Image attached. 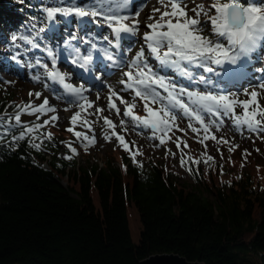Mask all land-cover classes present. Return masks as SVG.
<instances>
[{"label":"trees","instance_id":"trees-1","mask_svg":"<svg viewBox=\"0 0 264 264\" xmlns=\"http://www.w3.org/2000/svg\"><path fill=\"white\" fill-rule=\"evenodd\" d=\"M40 1L0 0V32L10 13L19 20L40 16ZM3 84L0 120L9 133L0 141V264H138L164 252L206 264H264V164L224 177L229 157L205 164L207 155L192 135L176 131L173 137L188 145L185 158L201 160L181 166L188 182L161 159L137 155L134 163L125 151L120 159L74 167L54 154L47 157L60 135L32 133L39 149L28 137L18 146L11 141L21 130L8 123L19 98ZM21 121L30 125L35 119L22 114ZM259 149L264 154V145ZM128 206L139 216L138 242Z\"/></svg>","mask_w":264,"mask_h":264},{"label":"snow or ice","instance_id":"snow-or-ice-1","mask_svg":"<svg viewBox=\"0 0 264 264\" xmlns=\"http://www.w3.org/2000/svg\"><path fill=\"white\" fill-rule=\"evenodd\" d=\"M157 3L159 7L154 6L147 18L148 30L143 32L142 46L131 59L126 61L115 59L108 48H98L97 41H106L110 47L119 49L122 40H129L139 34L138 17L142 9L134 14H125L129 9L130 0H89L88 3H81L80 0H53L51 6L46 5L42 8L48 27L47 29L41 27L38 35L58 27L62 20H67L69 17L76 18L81 25L91 22L110 29L111 39L109 35L88 32L84 37H78L73 32L63 41V49L57 46L54 51L52 47L44 45L46 55L51 61V68L49 64L42 63L39 59L35 61V65H29L42 67L48 80L61 86L70 98H74L79 111L70 117L73 127H70L68 131L74 132L77 124L91 129L92 122L82 116V113L86 114L87 110L93 107V102L84 95L89 89H85L83 85L77 87L69 83L68 80L72 74L62 72L56 67L59 56L66 52L69 63L87 71L94 59L93 53L96 52L103 54L108 61H111V66L124 69L122 78L119 80L122 88L116 90L112 85H108V109L115 110L116 115L119 116L118 101L124 106L123 117L129 118L134 128L150 129V138L159 139L160 145H164L171 139L168 133L173 128H178L177 112L189 120L188 127L193 133L197 135L203 133V138L199 141L201 144L208 139L217 140V137L211 133V126L221 128L224 117H231L237 130L246 128L251 133H264V105L260 103L261 99H264V80L257 82L251 89H243L242 95L245 98L241 99L240 94L220 88L211 78H206L202 74L198 75L194 71V69H203L205 73H212L213 76L225 80L241 72L243 65L241 68L224 66L236 65L242 58L248 57L255 51L261 41H264V0H212L208 5L197 4L193 0L194 6L191 8L185 0H157ZM86 17L89 18L88 21H85ZM98 17L99 19H96ZM77 39L89 46L85 50L86 54H82L80 47L72 43ZM11 40L13 44H16L18 40L24 41L33 49L42 47L35 36L13 35ZM19 55L17 53L12 59L16 60ZM149 58L156 64L153 65ZM169 70L174 72L176 77L187 81V86L181 82V79L168 75ZM221 70L223 76H221ZM32 79L39 81L40 76L35 75ZM92 79L89 77V82ZM199 85L204 86L203 91L200 90ZM45 88H49V84L46 83ZM52 91L55 94V88ZM125 92L131 94L130 100L121 95ZM28 95L39 99L42 93L29 92ZM57 98L60 97L57 96ZM97 98L99 99V94ZM137 98L143 102L144 116L135 113ZM15 108V115L9 118L8 123L11 124L14 121L21 130L18 135L11 136V141L18 146L19 141L28 137L30 146L39 149L41 144L34 142L39 137L31 134L44 125L55 123L59 117L51 115L43 124L33 123L29 126L27 123H22L21 114L55 113L56 108L50 105L47 97H44L38 105L30 99L27 103L16 105ZM237 109L240 111L237 112ZM96 112L101 113L103 109L97 108ZM213 117L216 119H212ZM103 123L111 129V134H105V139L110 141L115 137L119 145L125 151H129L128 142L124 135L115 131L116 125L113 121L104 116ZM125 124L126 121L121 119L120 126L124 132H127ZM197 124L199 127L196 126ZM180 131L184 130L180 129ZM8 133L9 128L5 127L0 132V141H3ZM74 135L77 140L85 142V149L96 143L95 135L89 136L82 132H74ZM47 137L51 139L52 134L48 133ZM260 138L264 139V136ZM181 142L185 147L188 146L186 141L177 138V148L180 147ZM217 142L230 143L223 137H220ZM132 143L135 144L134 141ZM68 147L73 154L76 153L71 143ZM234 147L239 146L230 147L229 151H233ZM139 154L141 153L138 149L136 152H130L134 163ZM247 155L250 153L245 150V159ZM66 158L71 159L72 156ZM213 160L212 156H207L203 163L209 164ZM189 162L200 164L201 160L190 156L186 159L182 154L181 166H188ZM188 170L192 171V168L189 166Z\"/></svg>","mask_w":264,"mask_h":264},{"label":"rangeland","instance_id":"rangeland-1","mask_svg":"<svg viewBox=\"0 0 264 264\" xmlns=\"http://www.w3.org/2000/svg\"><path fill=\"white\" fill-rule=\"evenodd\" d=\"M53 0H41L39 2L38 10L40 12V16H35L33 18H29L27 20H20L17 21L16 16L14 13H11L9 15V18L7 20L8 24H6L5 31L0 32V61L2 58L5 59L6 61H10L9 58L11 59L12 68L11 66L9 67V63L5 62H0V80L3 81V85H7L11 88H14L16 90L17 97L19 98V101L17 102V105L21 103H27L30 99L34 101L37 105L40 104L44 97H47L50 101V105L54 106L56 108L55 113H47V114H34L33 116L37 118L39 116V124H43V122L51 115H56L59 117V119L55 123H49L47 125L53 126L56 130H63L67 131L69 134L72 133V136L74 135V132H82L86 133L89 136L95 135L96 138V143L94 145H89L87 149H85L83 155H76L73 154L68 147V144L71 142V138H63V139H58L55 143L54 150H50L48 152L47 157L50 158L52 154L59 158H63L67 161L70 162V164L74 167L77 166H82V165H89V164H95L96 162H99L102 164V162L108 158L109 156L115 159H120V151L124 150L118 143L115 137H113L110 141L105 139V134H111V129L107 128L106 125L103 123V117L107 116L109 119L113 121V123L116 125L115 131L117 133H120L124 135L125 140L129 144V151L128 154L130 155V150H134V152L139 150L141 154H139L140 159L145 160L148 156H151L153 158L161 159L167 166L173 168L175 171L180 173L182 175V179L189 181L187 175L185 172L182 170V167L180 165L179 161V156L182 153V148L181 146L177 148L176 146V141L174 139H169L164 145H160L159 139H152L151 137V130L150 129H145V128H134L133 124L129 120V123H126L124 127H126L128 130L127 132H124L122 130V127L120 126V120L121 119H127L126 117H123V111H124V106L120 105L119 102L117 101V106L120 108V115H116L115 110H109L107 107V96H108V85H112L116 90H119L122 88V85L119 84V80L122 78V72L124 69L117 67L113 72L107 76H105L101 81L103 86H99V88L95 89L91 93L90 97H87L89 101L93 102V107L98 106V101H97V96H94L96 94H99L101 99L104 102V105L106 106L105 111L98 113V115H93L90 114L89 109L87 110V113L84 114L82 113V116H84L86 119H88L90 122H93L91 129H88L84 127L82 124H77L74 128V132L68 131L70 127H73L70 121V117L76 112L75 110H67L64 109L62 110V107L59 105H54L56 102L55 95L53 93H50L45 91L44 85L42 82V79L40 78V82H37L36 80H33L32 78L29 77V75H23L20 72H17L16 70L13 69L15 68V65H23V63H26V66L33 65L32 60H28L26 62L21 63L20 61L13 60L12 57L19 53L20 55L25 54L27 45H25L24 41H16V44L12 43V36H21V35H29V36H35L37 38V42L41 43V45L45 44L47 41V37L45 32L44 33H39V29L42 27V22H45V14L42 11V8L46 5L51 6ZM81 3H88L89 0H80ZM185 2L188 4L189 8L193 7V0H185ZM195 3H204L205 5H208L205 3L204 0H195ZM144 8L146 7V10L142 8V5H139V8L137 9L140 10V16L138 17L139 20H143V25H140V32L147 31L148 29L146 28V21L148 16L152 13V8L159 7V4L157 3V0H147L144 2ZM191 15V13H189ZM158 15V14H157ZM40 17V18H39ZM87 18V17H86ZM58 19H60L58 17ZM96 19H99L96 18ZM62 23H65L67 26H72L74 28V32L77 29V20L73 17H69L67 20H62ZM95 24V23H94ZM45 28L47 29L48 25L45 22ZM60 26V25H59ZM59 26L56 28H53L52 30H49V33L52 34V32H57L59 29ZM94 33L97 35L103 34V35H109V38L111 39L110 36V29H108L106 26L100 27L97 26L93 29ZM92 32V31H91ZM139 32V33H140ZM48 34V33H47ZM142 34H138L136 38H132L129 40H125L123 43L124 49H126V55L125 59H131L136 53V51L139 50V48L142 46ZM58 37V36H57ZM67 38L69 37L66 36ZM84 37V36H82ZM66 38V39H67ZM58 39V38H57ZM55 39V40H57ZM54 40V39H53ZM101 42L103 41H98L97 45L101 48H106L107 42L104 41L103 44L101 45ZM17 45H19L17 47ZM39 48V49H33L31 46L28 44V48L30 52L35 51V53H39L44 49V47ZM85 45V44H82ZM80 47L81 45H76ZM108 47V46H107ZM109 51H115L114 48L108 47ZM128 49H131V51H128ZM46 54V53H45ZM19 55V56H20ZM146 55H147V50H146ZM39 54H35L34 58L35 60L38 59ZM150 62L155 65L156 62L151 60L149 58ZM14 61H16L14 63ZM35 65V64H34ZM227 65V64H226ZM30 70L29 68L24 66V69ZM64 69H69L67 67H64ZM22 70V71H23ZM43 69L41 68V72H32L31 74L33 76L39 75L41 73L44 74L42 71ZM61 70V69H59ZM257 72H261L260 70H257ZM28 74V73H26ZM264 73H262L263 75ZM168 75L173 76L174 78L178 79L176 77L175 73L170 70L168 72ZM221 76H223V71H221ZM216 78V77H215ZM258 79V82L260 80H264L263 77L256 76ZM181 79V78H180ZM220 79H222L220 77ZM182 80V79H181ZM182 82V81H181ZM183 83V82H182ZM257 82H252L248 87H238L236 89L227 90L230 92H235L240 94V98L244 99L245 97L242 95L243 89L249 88L251 89L252 87L256 86ZM89 87V85L87 86ZM199 88H201L199 86ZM97 90V91H96ZM29 92H41L42 96L39 99H36L35 97H29L28 93ZM121 95L124 96L125 99L130 100L131 99V94L130 93H121ZM54 102V103H53ZM260 103L264 105V99H261ZM239 110L237 109V112ZM135 113L140 116H144L145 113L143 111V102L139 101V98H137V108L135 109ZM143 113V114H141ZM26 114V113H24ZM64 114V116H63ZM177 121L176 124L179 123L180 119L184 121L185 128L191 131V129L188 127L189 120L179 112H177ZM129 119V118H128ZM214 119V118H212ZM223 126L219 129H217L214 125L211 126V133L214 134L217 137V140H205L203 144H201L199 141L200 139L203 138V133L200 135H197L196 133L194 134L196 140L198 141V144L201 146L203 149V153L207 154L208 156H212L216 160L223 161L225 160L224 156L229 157V166L225 165L223 167L225 171L224 177H227L230 175L231 171H238L240 168L243 170L249 169L251 164H264V154L260 151L259 147L260 145L263 144V139L260 138L261 136H264V133H251L249 132L246 128H241L240 130H237L236 126L234 125L232 118L231 117H224L223 118ZM195 124V121H193ZM47 125H44L42 129L44 130V135H47L49 133ZM104 126L106 128V131H101L99 126ZM199 127V125H196ZM175 128L172 129V131ZM170 132L168 133V136ZM171 137V136H170ZM220 137H223L224 139L228 140L230 143L228 144H220L217 141L219 140ZM75 139L77 142H79L81 145H84V141L82 140H77L76 136ZM135 142L133 144L132 142ZM205 145H207V148H205ZM235 145H238L239 147H234L233 151H229L230 147H233ZM197 146V145H196ZM245 150H247V153H250V155H247V158L245 159ZM172 153H175V155H172ZM73 154L74 158L72 159H67V156H71ZM88 156V157H87ZM87 157V158H86ZM231 157V158H230ZM233 158V161L231 159ZM231 161V162H230ZM94 200L95 202L98 203V198L97 194L94 193ZM128 219H129V225H130V230H131V235L132 239L134 242H138L139 240V231H140V220L138 213L135 209V207H129L128 206Z\"/></svg>","mask_w":264,"mask_h":264},{"label":"bare ground","instance_id":"bare-ground-1","mask_svg":"<svg viewBox=\"0 0 264 264\" xmlns=\"http://www.w3.org/2000/svg\"><path fill=\"white\" fill-rule=\"evenodd\" d=\"M10 15H11V13H10ZM80 29L83 32H85V33L87 32L86 31L87 29H84L82 26H81ZM56 41L58 42V40H55V42H53L55 44L52 47L54 49V51L56 50V47L57 46H59L61 49H63L64 48L63 41H60L59 43H57ZM25 45H27V48L25 49L26 52H25V54L22 53V55H20L17 58V61H22L21 63H23V62H26L28 60H32V63L34 65V63H35L34 55L35 54H39L38 59H42L41 60L42 63H47V64H49V67L50 68L52 67L50 59H48L46 57V55L44 54L43 51H40L39 53H35V51L30 52V50L28 48V44L25 43ZM93 55L100 57L101 56V53H99V54H93ZM249 56H250V54H249ZM249 56L248 57H245V58H242L238 63H240L241 65H243V67L248 66L251 63ZM4 61L5 60H3V62ZM63 61H64V59H63L62 55H60L59 56V63L60 62L63 63ZM14 63H15V61H14ZM23 66H26V63H23ZM224 67H232V68H234L233 65H229V64L225 65ZM32 70L35 71V72H37V73L38 72L40 73L41 72V67L35 66V68L33 67ZM218 70H220V69H218ZM61 71L62 72H69V73H71L72 75H71V78L68 80V82L69 81H72L74 83V86H77V87L80 86V85H78V84L75 83L76 79L74 78L76 76L79 77V71L78 70L73 69V71H70V70L64 69V70H61ZM22 74L25 75L24 72H22ZM250 75H251V73L248 72V74H244L243 77L246 78V77H249ZM30 76H31V78L33 77V75H31V74H30ZM41 79H42V82H43L45 91H47V92L50 91L51 93H53L52 89L55 88L56 92H55V94L54 93L53 94L55 95L56 102H55L54 105H59L60 107H62V110H64V109H68V110H78L79 109L77 107V105L74 103V98H70L68 96V94L62 89L61 86H59L57 84H54L53 82H51L50 80H48L47 77L45 76V74L41 77ZM37 82H40V80L37 81ZM46 83L49 84V88H47V89L45 88V84ZM88 85H90V83ZM85 89H87V88H85ZM92 90H94V87H91L89 91H86L84 93V95H86V96L87 95H90L89 92L92 91ZM57 96H59L60 98H57ZM94 96H97V94L94 95ZM97 101H98V103H97L98 106L97 107L89 108L90 114L98 115V113L96 112V109L97 108L103 109V111H105L106 106L104 105V102H103V100L101 99L100 96H99V99L97 98ZM63 116H64V114H63ZM213 118L216 119L215 117H213ZM206 119H207V117H206ZM125 121H126V123H129V119L128 118L125 119ZM92 124H93V122H92ZM99 127H100L101 131H106V128L104 126H99Z\"/></svg>","mask_w":264,"mask_h":264},{"label":"water","instance_id":"water-1","mask_svg":"<svg viewBox=\"0 0 264 264\" xmlns=\"http://www.w3.org/2000/svg\"><path fill=\"white\" fill-rule=\"evenodd\" d=\"M138 264H206L201 260H189L185 256L174 252H164L152 254L142 260Z\"/></svg>","mask_w":264,"mask_h":264}]
</instances>
